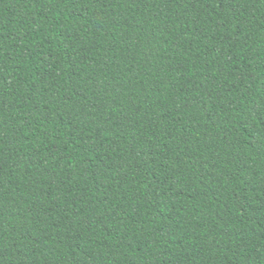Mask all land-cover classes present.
Here are the masks:
<instances>
[{"label": "trees", "instance_id": "1", "mask_svg": "<svg viewBox=\"0 0 264 264\" xmlns=\"http://www.w3.org/2000/svg\"><path fill=\"white\" fill-rule=\"evenodd\" d=\"M0 264H264V0H0Z\"/></svg>", "mask_w": 264, "mask_h": 264}]
</instances>
